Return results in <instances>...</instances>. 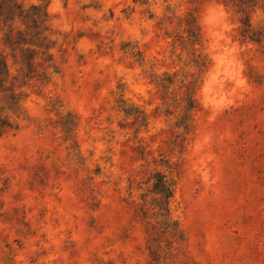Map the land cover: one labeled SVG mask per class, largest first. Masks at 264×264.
Wrapping results in <instances>:
<instances>
[{"label":"rangeland","instance_id":"rangeland-1","mask_svg":"<svg viewBox=\"0 0 264 264\" xmlns=\"http://www.w3.org/2000/svg\"><path fill=\"white\" fill-rule=\"evenodd\" d=\"M15 1L0 264H264V0Z\"/></svg>","mask_w":264,"mask_h":264},{"label":"trees","instance_id":"trees-1","mask_svg":"<svg viewBox=\"0 0 264 264\" xmlns=\"http://www.w3.org/2000/svg\"><path fill=\"white\" fill-rule=\"evenodd\" d=\"M18 7L17 3L15 0H0V21H7L8 19H13V18H8L15 9ZM165 184L163 182H159L158 186H162L164 190L166 189Z\"/></svg>","mask_w":264,"mask_h":264}]
</instances>
